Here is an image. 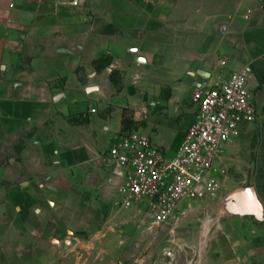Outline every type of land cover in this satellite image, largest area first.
Returning <instances> with one entry per match:
<instances>
[{
	"label": "crops",
	"instance_id": "0c3cea01",
	"mask_svg": "<svg viewBox=\"0 0 264 264\" xmlns=\"http://www.w3.org/2000/svg\"><path fill=\"white\" fill-rule=\"evenodd\" d=\"M101 57L110 62L97 67ZM243 69L263 117L264 0H0V220L50 215L33 230L47 264H264V241L243 236L252 217L227 211L206 221L197 210L209 199L183 203L174 230L175 220L160 224L179 246L164 259L176 246L154 243L149 214L115 211L122 210L114 205L122 169L98 150L85 114L97 113L88 101L97 95L106 100L105 122L120 124V132L122 116L115 121L108 101L116 97L112 74L124 86L138 77L146 92L170 87L168 103L181 88L178 76H188L194 110L185 113L178 144L164 150L174 156L196 117V89ZM32 252L23 251L29 260Z\"/></svg>",
	"mask_w": 264,
	"mask_h": 264
},
{
	"label": "built area",
	"instance_id": "2783aa9c",
	"mask_svg": "<svg viewBox=\"0 0 264 264\" xmlns=\"http://www.w3.org/2000/svg\"><path fill=\"white\" fill-rule=\"evenodd\" d=\"M247 79L243 69L196 89V117L174 156L137 130L121 132L108 151L124 178L114 205L144 211L160 225L176 220L183 203L215 196L226 172L221 165L225 146L258 116Z\"/></svg>",
	"mask_w": 264,
	"mask_h": 264
},
{
	"label": "rangeland",
	"instance_id": "374dc122",
	"mask_svg": "<svg viewBox=\"0 0 264 264\" xmlns=\"http://www.w3.org/2000/svg\"><path fill=\"white\" fill-rule=\"evenodd\" d=\"M154 77L161 78L159 75H154ZM178 77L180 81L178 83L181 88L175 92V100L179 101V105L176 104L175 100L169 103L164 100L171 95V88L168 86L160 87L154 85L152 90L146 92L142 90V84L138 77L131 78L130 84L124 86L123 77H121L120 73L112 74L116 86V97L114 100L108 101L116 105V112L112 114L115 121L117 122L118 117L122 116V130L128 126L129 130H137L150 137L159 148L165 151L173 149L180 141L181 133L186 127V114H190V109L194 110V106L190 102L192 90L189 77ZM88 101L90 107H95L97 110V113H85L88 114L91 126L95 130L96 140L94 142L95 144L97 143L96 145L100 152H108L114 140L122 132V130L119 132L120 124L112 123L109 118L105 122L103 113L107 110L106 100H101L97 95H91ZM105 124L110 126L109 130L104 129L103 126ZM57 149H59V146ZM222 156L221 165L226 172L222 177L221 188L215 196L207 198L210 204L197 210L204 214L206 221L212 216L216 218L220 216V213L228 211L229 196L237 188L254 186L264 206V116L257 118L254 124L246 132L242 133L233 144L225 146ZM88 191H90V194H94V190L89 189ZM110 205H105L103 211L114 210L111 209ZM87 210L92 212V209ZM115 211L125 210L116 209ZM50 217V215H45L44 219L35 215L33 219H30L31 221L23 222L19 219L15 223L8 219L0 220V230L1 228L6 230L4 238L0 235V264H47L46 258H44L45 253L39 251L37 247L40 243V238L33 233V230L37 226L42 227V224L49 223ZM177 223L178 221L175 220L170 229L174 230L175 227H178ZM199 224L203 227L205 225L201 221ZM141 226V222L136 224V228ZM143 227L147 228L145 225ZM150 227L155 230V244L169 243L176 246L175 251H164L163 258L175 255L179 247L177 246V234H172L171 230L169 231V229L161 225L154 224ZM122 228H125V226ZM17 229L26 230L23 238L16 235ZM158 229L159 231L156 232ZM239 231L243 233V231ZM244 232L243 236H245L246 241H250L248 244L253 243L252 240H256V238L259 242L264 241V220L259 221L254 217L252 219L248 218ZM54 242L56 241L54 240ZM26 247L33 249V257L30 260L23 253ZM246 249L247 247H245V262L251 263ZM59 254L63 256L62 260H64V246ZM21 255L26 258L22 259ZM160 257L161 254L156 252V260H159ZM80 262L81 259L79 260ZM62 264H64V261Z\"/></svg>",
	"mask_w": 264,
	"mask_h": 264
},
{
	"label": "water",
	"instance_id": "95a60500",
	"mask_svg": "<svg viewBox=\"0 0 264 264\" xmlns=\"http://www.w3.org/2000/svg\"><path fill=\"white\" fill-rule=\"evenodd\" d=\"M227 209L235 215L264 220V206L254 186L235 189L229 196Z\"/></svg>",
	"mask_w": 264,
	"mask_h": 264
},
{
	"label": "trees",
	"instance_id": "16d2710c",
	"mask_svg": "<svg viewBox=\"0 0 264 264\" xmlns=\"http://www.w3.org/2000/svg\"><path fill=\"white\" fill-rule=\"evenodd\" d=\"M109 60L106 57H101L99 59H97L96 61H94L95 65H97V67H101V66H106L109 64ZM113 82L114 79L112 78ZM129 130V127L126 126L124 130H122V132Z\"/></svg>",
	"mask_w": 264,
	"mask_h": 264
}]
</instances>
